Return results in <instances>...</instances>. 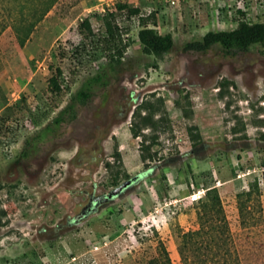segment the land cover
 <instances>
[{"label":"rangeland","instance_id":"obj_1","mask_svg":"<svg viewBox=\"0 0 264 264\" xmlns=\"http://www.w3.org/2000/svg\"><path fill=\"white\" fill-rule=\"evenodd\" d=\"M117 2L140 12L129 16ZM7 4L0 264H161L164 250L184 264L182 233L207 230L206 213L225 215L241 264H264V45L234 55L219 45L183 49L243 18L264 22V0ZM147 15L155 32L173 35L163 54L144 52L138 39ZM109 17L129 38L119 62L101 49ZM96 76L76 118L54 125Z\"/></svg>","mask_w":264,"mask_h":264},{"label":"trees","instance_id":"obj_2","mask_svg":"<svg viewBox=\"0 0 264 264\" xmlns=\"http://www.w3.org/2000/svg\"><path fill=\"white\" fill-rule=\"evenodd\" d=\"M0 9L9 10L8 0H0ZM118 8H126L129 16L139 14L138 7H130L125 3L117 2ZM140 17V28L138 39L142 44L143 51L150 54H163L174 45L171 32L157 33L148 25V15ZM105 35L100 37L101 49L105 52L109 62H119L129 44V38L125 37L126 31L122 29L113 19L106 18L104 21ZM254 43L264 45V22L238 20L235 27L231 29H217L206 31L201 38L186 41L183 49L192 52H206L212 47L219 45L225 55H234L247 51ZM100 76L85 80L82 86L71 96L57 114L53 117L54 125L69 122L77 116V105L85 104ZM53 90H58L55 79H51ZM211 206L217 211L221 209V201L218 195H214ZM204 222L208 223V229L202 228L189 230L182 233L179 253L184 264H241L236 252L231 233L223 213H210ZM161 264H171L167 251Z\"/></svg>","mask_w":264,"mask_h":264},{"label":"water","instance_id":"obj_3","mask_svg":"<svg viewBox=\"0 0 264 264\" xmlns=\"http://www.w3.org/2000/svg\"><path fill=\"white\" fill-rule=\"evenodd\" d=\"M120 187H121V186L117 187V188L115 189V191L119 190V189H120Z\"/></svg>","mask_w":264,"mask_h":264}]
</instances>
